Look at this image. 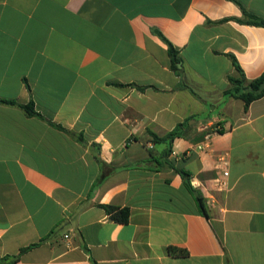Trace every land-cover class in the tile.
<instances>
[{
	"label": "crops",
	"instance_id": "1",
	"mask_svg": "<svg viewBox=\"0 0 264 264\" xmlns=\"http://www.w3.org/2000/svg\"><path fill=\"white\" fill-rule=\"evenodd\" d=\"M245 13L264 0H0V264H264V96L226 94L264 73Z\"/></svg>",
	"mask_w": 264,
	"mask_h": 264
},
{
	"label": "trees",
	"instance_id": "2",
	"mask_svg": "<svg viewBox=\"0 0 264 264\" xmlns=\"http://www.w3.org/2000/svg\"><path fill=\"white\" fill-rule=\"evenodd\" d=\"M245 16H246V20L243 21L245 24L260 26V27L264 28V20L258 19L256 17L250 15V14H247V13H245ZM168 53L171 56V66H172V68L175 69V60L173 59L175 52L169 44H168ZM235 66H236V70L239 71V68L237 67V65H235ZM231 84H232V89L230 91L226 92V94H228L232 97L241 99L244 102V111L247 109L250 102L264 96V73H262L258 78L250 81L247 84H245L244 81H242L239 78L238 79H232ZM1 102L10 103V104L13 103L11 101H1ZM22 108L24 109L26 114L29 116L37 115V113L34 112L32 102H29L28 104L22 106ZM186 123H187V119L184 120V122L178 124L174 129H172L170 132L166 133L162 137H158V136L154 135L153 133H151L152 142L160 143V142H164V141H171L175 137L184 136V134L187 130ZM208 133H209V130L204 131L203 134H201V136H199L197 138V140H199V141L203 140V137ZM177 172L180 173L181 176L183 177L184 186L192 194H195L196 192L190 186L188 175L181 170H177ZM195 200L198 204V207L200 209L201 214L206 216L207 215L206 209H205L204 201H203L202 197L198 194H195ZM100 207L104 210V212L109 216V218L113 222L119 223V224H125L128 221V216H129L128 208H126V207L117 208V207L108 206V205H101ZM33 246L34 245L22 249L20 251V253L25 252L26 250L32 248ZM171 251L175 252L176 254L181 255V256L186 255V252L184 250H178V251L171 250ZM18 258H19L18 255L13 256V257H5L4 258L5 262L3 264H13V263L17 262Z\"/></svg>",
	"mask_w": 264,
	"mask_h": 264
},
{
	"label": "built area",
	"instance_id": "3",
	"mask_svg": "<svg viewBox=\"0 0 264 264\" xmlns=\"http://www.w3.org/2000/svg\"><path fill=\"white\" fill-rule=\"evenodd\" d=\"M218 130V129H217ZM208 137H205L203 141L195 144V149L198 150V151H204L206 153H209L211 151L210 149V145L208 144L207 142V139ZM170 157L172 158H179V155L176 153V151H171L170 152ZM218 162H220L223 166H226L227 162L225 161L224 158L222 157H219L218 159ZM223 175L226 176L227 175V172L224 171L223 172ZM66 237V236H65Z\"/></svg>",
	"mask_w": 264,
	"mask_h": 264
}]
</instances>
